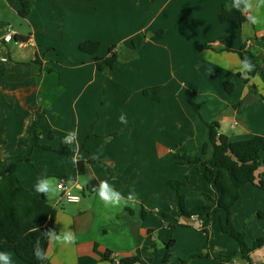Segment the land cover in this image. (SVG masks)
Listing matches in <instances>:
<instances>
[{"label": "crops", "instance_id": "crops-1", "mask_svg": "<svg viewBox=\"0 0 264 264\" xmlns=\"http://www.w3.org/2000/svg\"><path fill=\"white\" fill-rule=\"evenodd\" d=\"M29 2L23 18L20 0H0V169L36 197L43 177L64 181L80 197L67 203L59 190L46 196L56 210L52 230L75 235L71 245L49 240L46 264H112L107 253L134 264H248L239 256L217 260L238 250L220 231L224 213L181 216L168 182L184 185L186 209L204 205V194L216 197L204 166L173 155H200L210 123L231 142L264 137V100L255 96L257 102L236 108L250 86L264 98V25L221 23L218 15L232 0ZM8 31L12 40L5 43ZM85 41L99 43L94 55L79 49ZM245 56L255 65L246 76ZM224 83L232 84L230 93ZM30 120L50 150L33 149L28 164L15 157ZM73 130L74 141L66 143ZM201 158H211L209 147ZM102 180L125 197L134 192L136 202L106 208L95 191ZM232 213L234 228L251 232V245L264 237V190L245 185ZM5 252L12 264H26ZM248 256L264 264V244Z\"/></svg>", "mask_w": 264, "mask_h": 264}, {"label": "trees", "instance_id": "trees-1", "mask_svg": "<svg viewBox=\"0 0 264 264\" xmlns=\"http://www.w3.org/2000/svg\"><path fill=\"white\" fill-rule=\"evenodd\" d=\"M21 9L19 15L26 17L30 12L29 0H20ZM153 1V0H152ZM221 23L236 20L239 23L245 21L244 16L235 9L222 8L218 15ZM163 33L155 34V39H160ZM99 43L94 41H85L79 44V49L90 55H94L98 49ZM116 60L114 55L104 60L105 65L111 68ZM96 62L100 60L95 58ZM226 92L230 93L232 84L224 83ZM259 99L254 86H250L246 98L236 105V108L242 109ZM199 108L194 107L195 113ZM209 129L208 145H205L198 156L190 157L185 152L183 154H174L175 160L181 163L201 164L204 166L205 179L210 182L216 192V197L212 198L204 194V205L193 209H186L184 195L181 188L184 186L177 181H169L177 198L179 214L190 218L194 215L210 216L212 213H224L225 217L220 220L219 227L222 234L227 235L238 245V250L230 256H218L220 262L231 261L234 257H241L251 264L249 253L260 248L264 244V238L256 239L248 247L245 243L244 234L238 232L232 224V209L239 199L240 190L247 184L264 190V137L254 136L250 139L231 142L226 136L218 134L215 123L207 124ZM51 138V135L49 136ZM3 144V141H0ZM18 154L15 157L17 161L31 163L29 155L35 148L50 150L48 146H42L40 143V131L34 120H30L25 133L18 139ZM211 149V158L203 160L201 157L205 154L206 148ZM93 187V186H92ZM91 187L90 191H95ZM56 214L55 208L49 203L43 194L36 197L31 191L19 186L18 182L5 173V168L0 169V251H11L16 257L26 264H46L47 259L38 261L33 255V248L37 240L41 247L47 251L49 240L44 232L52 230V223ZM38 229V230H36ZM173 241L170 240L164 246L166 254L164 261H167L169 249ZM206 243L204 244V249ZM110 253L106 254L109 260ZM202 254L190 255V259L202 258ZM136 259H121V264H134Z\"/></svg>", "mask_w": 264, "mask_h": 264}, {"label": "clouds", "instance_id": "clouds-1", "mask_svg": "<svg viewBox=\"0 0 264 264\" xmlns=\"http://www.w3.org/2000/svg\"><path fill=\"white\" fill-rule=\"evenodd\" d=\"M229 9H235L245 16L248 24L254 26L264 25V15H261V10L264 9V0H232L230 5H226ZM255 70V65L252 61L245 56L240 61V72L242 75H248ZM121 124L127 125L129 123L127 115L122 113L119 117ZM77 132L75 130L68 133L65 137V142H73ZM78 143L74 145L73 152H78ZM93 158H99L98 154H94ZM77 160V156H73V161ZM35 190L38 193L48 195H55L58 191L57 185L51 178L43 177L38 179L35 184ZM96 194L99 196L100 200L103 202L106 208H119L124 204L130 202H136V195L134 192H130L127 197H125L121 192L115 190V188L108 183L106 180L99 181L96 189ZM38 230V229H36ZM44 235L50 239L54 240L63 245H71L75 243V235L71 230L63 231L60 234H56L54 230L49 229L44 232ZM33 255L38 261H43L47 259L46 252L40 245V241L37 240L33 248ZM0 264H12L11 256L4 251H0Z\"/></svg>", "mask_w": 264, "mask_h": 264}, {"label": "built area", "instance_id": "built-area-1", "mask_svg": "<svg viewBox=\"0 0 264 264\" xmlns=\"http://www.w3.org/2000/svg\"><path fill=\"white\" fill-rule=\"evenodd\" d=\"M12 40V33L10 31H8V33H6L3 37V41L5 43H8L9 41ZM57 188L59 191H61V198L67 202V203H78L80 200L79 196L73 195L70 193V191L66 188L64 181H60L57 184ZM109 261L112 264H121L120 262V258L118 256L117 253H110L109 256Z\"/></svg>", "mask_w": 264, "mask_h": 264}, {"label": "rangeland", "instance_id": "rangeland-1", "mask_svg": "<svg viewBox=\"0 0 264 264\" xmlns=\"http://www.w3.org/2000/svg\"><path fill=\"white\" fill-rule=\"evenodd\" d=\"M53 180H54V182H55V184H56V180H55V179H53ZM250 238H252V237H251V232L248 231V232L246 233V235H244V239H245V243H246L247 245H249V247L251 246V243H250V241H249ZM262 238H264V237H262ZM254 241H255V239L253 240V242H254ZM234 242H235V241H234ZM248 242H249V243H248ZM252 244H253V243H252ZM160 245H161V244H160L159 242H157V246L160 247Z\"/></svg>", "mask_w": 264, "mask_h": 264}]
</instances>
